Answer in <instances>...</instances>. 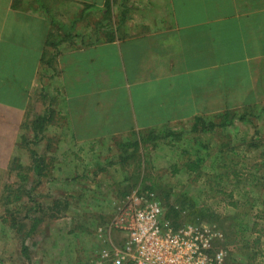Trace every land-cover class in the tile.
Here are the masks:
<instances>
[{
	"label": "crops",
	"instance_id": "obj_1",
	"mask_svg": "<svg viewBox=\"0 0 264 264\" xmlns=\"http://www.w3.org/2000/svg\"><path fill=\"white\" fill-rule=\"evenodd\" d=\"M259 104L264 0H0V170L23 134L52 130L75 149L173 135L174 152L189 142L187 121L193 131ZM29 236L39 263L82 264L60 218L34 220L26 247Z\"/></svg>",
	"mask_w": 264,
	"mask_h": 264
},
{
	"label": "rangeland",
	"instance_id": "obj_2",
	"mask_svg": "<svg viewBox=\"0 0 264 264\" xmlns=\"http://www.w3.org/2000/svg\"><path fill=\"white\" fill-rule=\"evenodd\" d=\"M237 111L243 121L234 119L226 128L216 127L208 133H201L200 128L188 131L187 121L183 128L187 129L189 142L179 144L174 152L173 139L162 136L149 142L132 137L119 144L76 149L52 130L41 136H19L9 167L0 170L1 264H41L37 246L40 240L29 236L24 246L30 253L36 250V259L21 249L29 225L46 218H60L65 225L66 243H82V264H93L98 250L94 243L120 238V231H109V227L118 208L134 191L154 192L164 215L169 207L179 208L185 196L199 208L205 206L210 210L208 221L191 222L183 218L184 214L176 222L178 227L203 224L221 234L216 244L227 251V264H264V104ZM213 116L211 121L218 126L221 119ZM200 143L207 145L212 156L222 155L230 164V172L233 166L238 169L236 178L229 175L232 183L227 179L221 184L226 194L215 192L217 188L206 177L193 181L184 169L188 157L182 151L204 154L201 147H196ZM222 143L229 145L221 148ZM58 156H64L65 181L54 185V161ZM213 160L204 162L205 170ZM59 191L63 196L54 207L52 199ZM44 195H49L48 199H42ZM41 207L54 209L43 211ZM99 230L102 238H96Z\"/></svg>",
	"mask_w": 264,
	"mask_h": 264
},
{
	"label": "built area",
	"instance_id": "obj_3",
	"mask_svg": "<svg viewBox=\"0 0 264 264\" xmlns=\"http://www.w3.org/2000/svg\"><path fill=\"white\" fill-rule=\"evenodd\" d=\"M112 228L120 231V238L103 239L94 264H227V251L216 244L221 234L203 224L173 226L152 191L127 196Z\"/></svg>",
	"mask_w": 264,
	"mask_h": 264
},
{
	"label": "trees",
	"instance_id": "obj_4",
	"mask_svg": "<svg viewBox=\"0 0 264 264\" xmlns=\"http://www.w3.org/2000/svg\"><path fill=\"white\" fill-rule=\"evenodd\" d=\"M243 116V115H242ZM241 115H238L236 112H230L226 111L224 114L220 115V117L216 116L215 119L219 118L221 119V123L217 126L213 121L201 120L200 118L195 121V125L193 128V131L199 130L201 133H208L212 132L216 127L220 128H226L228 125H230L234 119L239 118V120L243 121L244 117ZM214 120V119H212ZM163 139L173 137V135H165L162 136ZM158 139V137H147L145 140L141 138V140H144V142H149V139ZM229 145L228 143H222L221 148H224ZM199 146L204 150V154H201L200 151H196L199 153H196L194 155H190V152L186 149L182 151V154L187 156L186 163L184 164V169L186 170L189 177L193 179V181H196L198 177H206L209 180H212L209 184L214 185L217 190L215 192H218L219 194H226L224 191L225 187H222L221 184L225 182V180L229 179V175H233L234 178L237 177L238 169H236L235 166L232 167V172H230V164L227 163L226 160L222 157V155L215 154L214 156L211 155L209 152V148L205 143H200L196 145V147ZM195 147V148H196ZM181 154V153H180ZM214 159L210 166H208V171L205 170L206 166L205 163L206 160ZM209 165V164H208ZM38 167V165H37ZM205 170V171H204ZM25 179V178H24ZM232 179H229L228 182L232 183L230 181ZM227 184H230L228 183ZM234 190L229 191L228 197H230V194H232ZM169 196V194H167ZM19 197H15L14 200L18 199ZM185 200H182L180 203V207L173 206L172 208L169 207V210L165 214V219L171 220L173 223V226L178 227L179 225L176 224L177 220L180 221L182 216L185 218V220L191 221V222H197L203 223L204 220H207V214L209 211H207V208L201 207L195 205L193 201H190L186 199V196L184 197ZM232 198V197H231ZM12 200V201H14ZM177 207V208H176ZM264 215V214H263ZM208 221V220H207ZM22 250L25 251V247L23 245ZM1 263V262H0Z\"/></svg>",
	"mask_w": 264,
	"mask_h": 264
},
{
	"label": "water",
	"instance_id": "obj_5",
	"mask_svg": "<svg viewBox=\"0 0 264 264\" xmlns=\"http://www.w3.org/2000/svg\"><path fill=\"white\" fill-rule=\"evenodd\" d=\"M1 264V263H0Z\"/></svg>",
	"mask_w": 264,
	"mask_h": 264
}]
</instances>
